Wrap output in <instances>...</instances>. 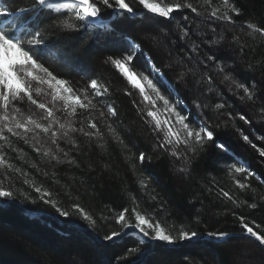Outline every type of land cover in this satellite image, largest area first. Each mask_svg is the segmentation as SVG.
Here are the masks:
<instances>
[{
	"label": "trees",
	"instance_id": "obj_1",
	"mask_svg": "<svg viewBox=\"0 0 264 264\" xmlns=\"http://www.w3.org/2000/svg\"><path fill=\"white\" fill-rule=\"evenodd\" d=\"M4 2L5 0H0V3ZM8 2L11 3V0ZM129 2L138 8L134 0ZM192 2L198 3L203 16L196 17L189 10H184L174 13L175 19L160 20L155 25L138 17H130L122 22L114 20L109 9H105L102 16L104 22L112 26L117 39L118 34L123 33L128 39L141 44L143 52L153 58L163 73L162 79L169 86L168 88L163 84L164 94L169 95L171 90L173 94L169 98L178 97L182 101L180 109L191 120H209L214 126L217 143H223L228 152L209 148L195 161L188 179L177 175L175 166L180 162L162 151L153 150L154 137L137 113L136 104L140 103V97L135 92L132 96L126 95V83L113 68L103 63L107 55L119 54L122 45L114 42L112 36L100 29L90 35L73 33L75 38L65 40L59 51L53 47V53L55 57H63V61L78 67H64L62 63L53 62V69L57 74L71 79L77 86L85 85L87 76L99 77L109 85L111 95L106 99L114 102L118 109L119 121L122 122L121 132L131 149L127 155L130 157L134 153L138 156L140 152H144L146 156H151L150 163L146 159L143 166L137 163L136 167L138 170L142 167L154 179L147 191L141 189L138 183L141 178L139 171L133 173L120 146L112 142L105 149H101L95 142L89 144L85 137L77 133L75 138L81 145L79 149H72L71 145L61 143V147L69 151L70 157L76 163L57 165L54 161L49 162L43 156H38L22 140L12 138L13 147L19 151L6 149L4 155L9 163L22 169L27 175L0 172V182L16 192L15 200L0 201V204H8L7 208L0 209V264H238V257H242L239 264H264V250L257 243L244 238L220 245L195 240L177 243L171 247L160 242L149 244L145 241L144 244H139L140 239L134 235L122 236L115 242L104 239L112 231L121 230L114 217L124 208L131 210L135 206L133 197L142 213L154 216L161 222L166 221L165 227L172 224L179 227L181 224L191 223L201 233L200 237L206 236L208 231L216 230L241 233L238 219L240 216H244L245 221L255 230H264V201L260 200V196L264 195V157L252 147V144H256L257 148L264 149L261 103H242L222 83L221 74L213 66L209 67L208 74L213 77L212 87L216 91L211 93L207 91L206 84L194 86L191 77L187 83L178 81L176 70L177 60L191 54L193 60L189 64L197 66L199 61L205 60L206 55L215 50L210 49L208 44V41L216 38L212 32L215 27L217 33H224L229 39L233 34L241 35L248 44L243 60L235 52L224 49L217 53L227 59H236L240 80L246 82L253 75L258 80L264 79L260 72L253 74L244 70L245 63L249 60L257 64L264 62V44L241 33V28L249 21L264 26V0H237L243 14L236 18L235 25L207 18V13L212 9L203 5V0ZM219 6L220 0H213V7ZM184 15L189 19L184 20ZM178 24L189 26V38L180 39ZM146 30L157 34L167 33L163 46L157 48L146 41ZM193 42L200 45L199 55L191 52ZM133 63L139 70H148L142 56H138ZM169 63H172V68L168 67ZM198 72H203L202 64L198 65ZM82 76L84 79H81ZM197 103L202 107L197 108ZM217 103L227 105L219 113L230 112L234 118L228 120L227 115L219 114L215 109ZM21 107L34 108L27 104ZM240 114L246 115L251 123L245 124L241 121ZM83 118V115L78 117ZM216 124L220 127H215ZM243 135H248L251 143L245 142ZM232 162L245 164L256 173V176L248 180L252 190L240 192L236 188L228 173V164ZM237 178L243 179V174ZM24 179L29 184H25ZM31 183L50 191L52 198L62 207L70 208L72 204L79 203L96 219V226L90 227L79 215L67 219L60 217L54 209L39 201L38 194L30 187ZM153 188L159 194L157 201L150 198L154 194ZM209 188L213 189L211 193ZM220 188L235 195L239 206L218 196ZM25 196L30 199H25ZM32 199L37 202L32 203ZM253 201L260 204L257 209L247 206ZM102 215L106 219H102ZM130 216L131 211L126 213V218ZM196 219L199 223H194ZM132 247H138L140 251L128 255L127 250Z\"/></svg>",
	"mask_w": 264,
	"mask_h": 264
},
{
	"label": "snow or ice",
	"instance_id": "obj_2",
	"mask_svg": "<svg viewBox=\"0 0 264 264\" xmlns=\"http://www.w3.org/2000/svg\"><path fill=\"white\" fill-rule=\"evenodd\" d=\"M134 3L142 11L134 7L129 0H11V3L5 0L4 3H0V142H3L0 143V172L27 175L22 169L15 168L9 163L4 155L6 149L19 151L13 147L12 138L30 145L38 156H43L49 162L54 161L57 165L75 164V159L70 157L69 151L61 147V143L71 145L72 149H79L81 145L75 138V134L78 133L85 137L89 144L95 142L101 149H105L109 142L119 145L122 154H125L131 164L133 173L139 171L141 178L138 179V183L141 189L145 191L149 189L154 178L151 174H146L142 167L138 170L136 165L139 163L143 166L146 159L150 163L152 158L146 156L144 152H140L138 156L134 153L130 157L127 155L131 149L121 132L122 122L119 121L118 109L114 102H108L106 99L111 95L109 85L99 77L87 76V83L77 86L71 79L57 74L52 67L53 62L62 63L64 67H78L63 61V57H55L53 47L59 51L65 40L75 38L72 36L73 33L90 35L97 29L108 33L114 42L122 45L119 54L107 55L103 63L113 68L126 83V95L132 96L135 92L140 97V103L136 104L137 113L154 137L153 150L162 151L180 162L175 166L177 175L188 179L195 161L209 148L228 152L223 143H217L214 126L209 120L200 119L199 122L191 120L179 107L182 101L178 97L169 98V95L173 94L171 90L169 95L164 94L163 73L153 58L143 52L141 44L128 39L123 33L118 34L117 39L112 26L105 23L102 16L104 10L109 9L114 20L122 22L130 17H138L155 25L160 20L175 19L173 14L184 10H189L196 17L203 16L201 7L192 0H134ZM203 5L212 9L207 13V18L228 25H235L236 18L243 14L237 0H220L219 7H213V0H203ZM183 19L188 20L189 17L184 15ZM177 28L181 40L190 37L189 26L178 24ZM212 32L216 38L208 41V44L210 49L215 50L207 54L205 60L198 62V65H203V72H198V65L189 64L193 60V56L189 54L186 58L176 61L178 81L187 83L191 77L194 86L206 84L207 91L214 92L216 91L212 87L214 80L212 75L208 74L209 67L213 66L215 71L221 74L222 83H225L229 91L242 103H261L260 119L264 120V79L258 80L253 75L248 81L242 82L237 74L236 59L234 57L227 59L217 54L224 49L235 52L243 60L248 48L246 40L237 34H233L229 39L226 34L217 33L215 27L212 28ZM241 33L253 41L264 44V26L249 21L241 28ZM166 36L167 33L157 34L151 30L144 33V39L157 48L163 46ZM191 52L199 55L200 45L193 42ZM138 56L144 58L147 71L137 69L133 63ZM168 67L172 68V63H169ZM244 70L253 74L260 72L264 76V62L257 64L249 60L245 63ZM81 79H84V76ZM41 97L44 99H40ZM25 104L34 108H22L21 106ZM196 107L201 108L202 105L197 103ZM226 107L225 103L215 105L218 113ZM219 114L227 115L228 120L234 118L230 112ZM81 115L84 118L78 119ZM239 119L245 124L251 123L244 114H240ZM215 127L218 128L220 125L216 124ZM243 140L251 143L248 135H243ZM252 147L264 157V149L257 148L256 144H252ZM228 173L240 192L252 190L248 180L256 176V173L247 165L229 163ZM241 174L243 179L237 178ZM23 182L29 184L27 179ZM30 187L38 194L39 201L54 209L60 217L67 219L79 215L90 227L96 226V219L79 203L72 204L70 208L62 207L47 189L34 183H31ZM212 190L209 188V193ZM152 193L154 194L151 195V200L157 201L159 194L155 192V188L152 189ZM217 195L237 205L238 198L230 191L220 188ZM24 198L30 199L29 196ZM15 199L16 192L12 187H5L0 182V201L9 202ZM260 200L264 201V195L260 196ZM31 202L36 203L37 200L32 199ZM133 204L135 206L131 210L124 208L116 213L115 223L121 230L106 235L104 237L106 241L115 242L128 229L136 231L141 236L139 244H144L146 238L147 241L174 245L198 240L201 235L191 223L181 224L179 227L175 224L165 227L166 221L161 222L154 216L142 213L134 197ZM247 206L257 209L260 204L253 201ZM7 207V203L0 204V209ZM129 211L131 216L126 218ZM101 218L106 219L103 215ZM238 219L242 229L240 234L216 230L208 231L205 235L217 245L227 244L238 238H250L258 242V246L264 250V230H255L245 221L244 216ZM194 223H199V220L196 219ZM139 251L138 247L127 250L128 255ZM237 259L239 264L242 257Z\"/></svg>",
	"mask_w": 264,
	"mask_h": 264
},
{
	"label": "water",
	"instance_id": "obj_3",
	"mask_svg": "<svg viewBox=\"0 0 264 264\" xmlns=\"http://www.w3.org/2000/svg\"><path fill=\"white\" fill-rule=\"evenodd\" d=\"M164 84L167 85L166 82H164ZM35 216L41 217L42 214H35ZM237 234H240V233H237ZM130 235H136L137 237H140V238H141V236H140L136 231H134V230H128V231H126V233H125L123 236H130ZM244 239H248V240L252 241L250 238H246V237H245ZM145 241H147V240H145ZM198 241H207V242L214 243V242L211 241L210 238L207 237V236H204V237H200V238H198ZM252 242H254V241H252ZM148 243H150V244H154L155 242H151V241H150V242H148ZM255 243L258 244V242H255ZM170 247H171V246H170Z\"/></svg>",
	"mask_w": 264,
	"mask_h": 264
},
{
	"label": "rangeland",
	"instance_id": "obj_4",
	"mask_svg": "<svg viewBox=\"0 0 264 264\" xmlns=\"http://www.w3.org/2000/svg\"><path fill=\"white\" fill-rule=\"evenodd\" d=\"M167 87L169 88L168 85H167ZM128 230H132V229H128ZM128 230H127V231H128ZM134 236H136V235H134ZM136 237H137V236H136ZM138 238L141 239L140 237H138ZM145 240H146V239H145ZM148 242H150V241H148ZM149 244H150V243H149ZM167 246L170 247L171 245H168V244H167Z\"/></svg>",
	"mask_w": 264,
	"mask_h": 264
}]
</instances>
